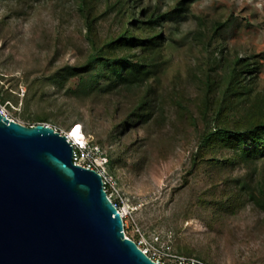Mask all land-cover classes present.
Wrapping results in <instances>:
<instances>
[{"label": "rangeland", "instance_id": "374dc122", "mask_svg": "<svg viewBox=\"0 0 264 264\" xmlns=\"http://www.w3.org/2000/svg\"><path fill=\"white\" fill-rule=\"evenodd\" d=\"M120 1L0 0L1 109L25 125L58 131L81 123L111 161L112 200L126 213L127 236L150 257L163 264H264V211L245 193L234 213L217 205L240 180L264 181V158L235 165L196 158L214 116L215 94L208 98L204 83L210 75L215 88L225 84L223 56L249 58L257 67L251 97L264 94V0H190L182 13L174 11L179 0H132L136 18L154 13L159 21L164 38L155 72L141 85L109 89L113 72L101 69L100 88L69 73L53 79L129 27L128 5ZM124 55H112L115 64ZM146 99L148 120L124 127Z\"/></svg>", "mask_w": 264, "mask_h": 264}, {"label": "water", "instance_id": "95a60500", "mask_svg": "<svg viewBox=\"0 0 264 264\" xmlns=\"http://www.w3.org/2000/svg\"><path fill=\"white\" fill-rule=\"evenodd\" d=\"M73 152L51 125L0 111V264H161L126 236L101 174Z\"/></svg>", "mask_w": 264, "mask_h": 264}, {"label": "trees", "instance_id": "16d2710c", "mask_svg": "<svg viewBox=\"0 0 264 264\" xmlns=\"http://www.w3.org/2000/svg\"><path fill=\"white\" fill-rule=\"evenodd\" d=\"M189 1L179 0L174 11L184 12ZM125 4L128 5L129 27H125L116 37H112L101 47H96L95 51L90 54L87 63L67 67L63 70L62 75L53 77V79L60 80L69 73L72 76L77 75L85 86L91 85L100 88L102 82L99 80V70L101 69L108 73L113 72L115 80L109 82L110 85L106 87L109 89L117 84L141 85L155 72L158 66L156 56H158L164 38L161 32L156 31V26L159 25L156 14L148 15L146 20L138 19L133 15L134 11L130 9L133 1L125 0ZM222 25L224 23H219V26ZM92 28L93 25L90 21L89 29L93 30ZM144 28H148L150 31H143ZM138 30L148 34H138ZM205 43L210 45L211 41L208 42L205 39ZM119 50L125 51V55L120 58L119 63L115 64L112 57ZM136 56H138V60L133 61L132 58ZM223 60L225 61L220 64L226 66L225 84L215 88L216 81L210 75L207 76L204 83L207 97L210 98L211 94H215H213L215 104L212 108L214 116L211 119L213 123L201 137L200 150L196 158H202L203 162L230 165L264 158V94H255L253 98L251 97L253 90V80L251 79L254 78L257 67L246 57L238 56L230 60L223 56ZM114 65H116L115 69H113ZM150 106L151 104L146 99L131 111L122 125L126 127L127 125L135 126L145 123L150 117V113H148ZM221 152L225 157L219 159L218 154ZM207 154L211 157L205 159ZM196 158L194 159L195 163ZM110 164L109 159V166ZM244 193L254 205L264 211V181L252 185L250 182L240 180L238 189H225L222 192V199L217 205L220 209L234 213L243 203L241 194Z\"/></svg>", "mask_w": 264, "mask_h": 264}, {"label": "built area", "instance_id": "2783aa9c", "mask_svg": "<svg viewBox=\"0 0 264 264\" xmlns=\"http://www.w3.org/2000/svg\"><path fill=\"white\" fill-rule=\"evenodd\" d=\"M0 111L4 115L8 116V114L5 113V111L2 110L1 107H0ZM83 131H84V129H83ZM59 132L63 133L64 135H67V130H62ZM85 136H86V139H85L84 143H75V144L72 143L74 146L73 162L75 164L82 165L84 167H88L90 169H95L96 171H98L103 178L104 188L107 191L110 199L112 200L111 186L113 185L114 181H113L112 176L110 175L108 167H107L109 165V158L105 154V152L101 149V147H99V145L92 144L91 141L88 139L86 134H85ZM68 140H69V137H68ZM115 205L118 208L117 203H115ZM124 226H125V223H124ZM126 236H127V234H126ZM127 237H129V236H127ZM144 250H146V249H144ZM152 259L163 264L158 259H155V258H152ZM183 263H186V262H178L176 264H183ZM190 264H194V263H190Z\"/></svg>", "mask_w": 264, "mask_h": 264}, {"label": "bare ground", "instance_id": "6f19581e", "mask_svg": "<svg viewBox=\"0 0 264 264\" xmlns=\"http://www.w3.org/2000/svg\"><path fill=\"white\" fill-rule=\"evenodd\" d=\"M67 137H69V141H71L72 143H84L86 136L85 133L83 131V127L82 124L77 122L72 124L69 129L67 130ZM119 212L121 213L122 217H125L126 213L124 210L119 209ZM144 250V248H142ZM144 252L146 254H148L147 250H144ZM149 255V254H148Z\"/></svg>", "mask_w": 264, "mask_h": 264}]
</instances>
